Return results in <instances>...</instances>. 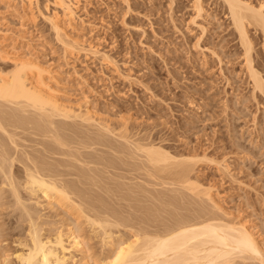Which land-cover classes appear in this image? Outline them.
<instances>
[{"label": "rangeland", "instance_id": "rangeland-1", "mask_svg": "<svg viewBox=\"0 0 264 264\" xmlns=\"http://www.w3.org/2000/svg\"><path fill=\"white\" fill-rule=\"evenodd\" d=\"M241 1L264 12V0ZM66 3L73 11L70 16L57 7L55 0H0V77L5 78L18 63L30 64L34 68L30 73L33 86H39L45 96L48 94L47 97L73 116L62 122L56 119L57 126L64 124L63 127L68 128H62L66 134L59 131L69 140L68 150L60 148L61 156L47 155L45 147L51 146L52 141L45 138L47 144L44 142L47 140L30 135L36 134L35 130V133L30 132L31 128L25 132L8 128L21 132L17 133L19 137L15 134L12 138L20 148L5 141L14 148L11 154L22 149V155L14 153L18 159L24 158L28 151L29 156L45 158L59 174L63 173L57 177L61 180H57L70 182L76 191L80 189L81 194L91 195L92 211L106 213L111 208L113 213H121L122 216L117 213L116 216L123 217L128 227L111 228L114 233L117 230L113 235L115 242L117 238L130 236L135 229L147 230V237L161 234L168 226H174L175 218H196L194 213L200 209L204 215L206 210L205 217L215 215L223 225L246 229L264 253V96L253 90L248 69L250 64L264 81V35L247 25L252 47L247 51L248 57L221 0H66ZM52 25H56L58 34ZM12 107L14 112L10 106L4 109L12 114L19 111ZM30 114L26 113L25 117L36 118L33 112ZM98 133H103L101 138L108 137L101 139ZM85 141V146L92 142L97 146L93 143L89 145L93 147L86 148L81 144ZM141 147L163 151L173 160L169 161L171 166L183 160L181 163L185 162L191 183L196 185L195 191L189 192L149 168L142 152L139 154ZM41 153L46 154L48 160L44 154L39 155ZM2 188L0 185V190ZM3 191H0V206L7 204L0 207V264L2 261L16 264L15 255L21 251L17 241L25 237L27 223L21 222L20 212L12 205L14 212L11 209L13 213H9L11 200ZM23 194L22 202L25 197L29 198L24 204H29L28 207L35 210L30 211L38 216V221L33 219L40 224L41 233H47L44 237L58 231L67 234L74 226L65 207L50 206L39 197L40 200L35 199L37 204ZM207 195L213 204L207 201ZM85 198L91 200L87 195ZM100 198L105 202L101 203ZM63 213H67L68 218ZM84 220L82 223L79 218L78 226L82 224L85 230L78 228L82 231L80 235L86 237L87 252L91 251L87 255L92 262L104 264L109 250L99 238L92 241ZM127 220L133 227L127 225ZM71 251L75 260L71 264L79 263L81 254ZM256 262L236 258L230 264H259Z\"/></svg>", "mask_w": 264, "mask_h": 264}, {"label": "bare ground", "instance_id": "bare-ground-1", "mask_svg": "<svg viewBox=\"0 0 264 264\" xmlns=\"http://www.w3.org/2000/svg\"><path fill=\"white\" fill-rule=\"evenodd\" d=\"M55 1H56L57 7L59 6V8L62 9L63 13H65L68 16L73 14V11L67 5L68 3H66V0H55ZM221 1L223 2L224 6L226 7V9L228 11V14L230 16V20H231V23L233 25V28L236 30V32L238 34L240 44L243 46L244 50L247 53V51H249L252 47L250 45L251 43H250L249 38L247 36L246 27H247V25L253 26L255 29L257 28L256 30L259 29L258 31H260L262 33V35H264V12H262L261 8L258 10H255V8H252L249 4H246L241 0H221ZM196 4H198V3H196ZM198 7H197V9H198ZM198 12H199V9H198ZM52 26H54V25H52ZM53 29L55 30V32L59 31V30H57L56 25L53 27ZM262 39H264V38H262ZM244 54H245V52H244ZM247 56H248V53H247ZM247 56H246V59H247ZM248 57H250V56H248ZM249 60H251V59H249ZM29 65L18 63L16 65H14L13 71H10L9 74L5 78L0 77V134L2 133L1 134L2 137L3 136L6 137L5 138L6 140H5L4 138H2L0 136V185H1V188L2 187L4 189L6 188V191L5 190L3 191V188L0 191L7 193V197L11 200L10 201L7 199L8 201L11 202V204L9 205L10 207H8V209L7 208H5V209H7L8 211L10 209V211H9V213H10L12 206L15 207V209H18V213L20 212V214L22 215L21 216L19 214L20 217L23 218V219L20 218L21 222H23L22 220H24V222L26 221V223H27L26 224L27 229H25L26 234L24 235L25 237L24 238L22 237L23 239L17 241L18 242L17 247L20 246L19 248H21V251L17 255H15V259L17 261V263L15 261L16 264H71L75 261L73 259V255L71 253L72 252L71 250L78 252L79 255L81 254V256H82L81 261L80 262L78 261L79 263L76 262V264H97L94 260L92 262V258H91V256H89L90 255L89 253L91 252L90 249H88L90 252L89 251L87 252V249L85 247V245L87 244L86 243L87 241L86 242L84 241V238H86V237L83 238V235L82 236L80 235L81 230H79L78 227H80V229H82V228L84 229V227H81V226H83L82 224L78 226V224L80 223V222H78L79 218L81 219L82 223H83V220L85 219L84 220L86 223L85 225H87L89 228V231L88 230L87 231L92 236V238H91L92 241L94 240L93 238H99L98 241L102 243L104 248L105 249L108 248L109 251L106 252L107 254L104 257L105 258L104 264H230L232 261H235L236 258H238V260L239 259L242 260V262L243 261L246 262L247 260H252L255 262L256 261L259 262V264H264V253H262V251H261L262 249H260V247L258 246V242L255 241L253 236L246 229L241 228V227L240 228H234L233 226L223 225V223H221L217 219L218 217H216L215 215H212V216L208 215L211 217H205L206 216V210H204L205 211V215H204L203 212L200 211L198 206L197 207H198L199 211L198 212L196 211L197 212L196 214H198V216L193 212L194 215L196 216V218L181 220V218L177 217V218H179L178 220H180V221H177V218H175L176 223L174 222L175 223L174 226H172V227L168 226V228L166 230L164 229V231L161 234L157 232L158 234L155 233L157 235H154L153 234L154 232L153 233L151 232L153 234V236L147 237V234H146L147 230H146V232H142L145 230L137 231L134 228L135 229V232H134V230H132V228H130L129 230H132L133 233L130 234V236H129V234H127L129 237L127 236L125 239L124 238L122 239V237L120 235H118V237H121V238L115 237L118 239V240H116L117 242H115L113 240V235L115 236L117 230L114 233L111 231V228L116 229V227L118 228L120 226V228L124 229L125 227H128V226H126L124 219H122L123 217L119 218L116 216V213H117V215H121V213H118V211L115 212L116 210L114 211L115 213H113L111 208L108 209V210L111 209L110 212L108 210H106V213H101V211L97 212V210L92 211L93 210L92 206H94V203L91 206V202L93 200L90 198L91 195L89 196V194H86V192L84 193L85 195H87L91 199V200H88L85 198L84 194H81L82 193L81 191L79 192L80 189L76 191V189H74L73 186H70V182L67 183V181H66V184H68V185H66L62 181H59L61 179H59L57 177L61 174L63 176V173H61V171H59L61 173V174H59L51 166L50 163L45 161V158L39 159V157H35L33 154L35 152H32L33 157H35V158H33L31 155L29 156L28 155L29 151H28L27 154L24 153V155H23L24 158H22V156H21L22 159L21 158L18 159V157L16 155H18L20 150L22 152H24L22 149H20L18 152H16L17 150L14 151V153L16 152V155H14V153H12L13 154L12 155L11 150L13 152L14 148L13 149H12V147L10 148L9 147L10 145L13 144L12 146H14L16 149H17V147L20 148V146H15V142L17 140L15 141L12 139V138H14L15 134H16V137L18 136L17 133L19 132V130L17 133L14 131L15 132L14 133L12 131L13 129L14 130L15 129L16 130L21 129V131L24 130V132H25L26 129L29 130L31 128V129H33V131H30V132H32V133L36 132V134H30V135H32V136L37 135L35 137L37 138L39 136L38 138L40 140H42V138H43V140L45 138H49L50 139L49 142L52 141V142H50L52 145L50 144L51 146H47V148L44 146L46 149L45 153H46V151L48 152L47 155H49V154H51V155L54 154V156L57 154L60 155L61 154L60 148H66V147L68 148V145H69V143H68L69 140L67 141V139L65 138V135L62 136V134H60V133L64 132V131H62V128L63 129H64V127L66 128L67 125L65 124L66 126L63 127L64 124L61 125V123H60L61 126L60 127L57 126V125H59V123H57L58 121L56 122V119H62L61 120V122H62L65 119L70 120L71 118H73V116L71 117V115H70L71 113H68L69 110L66 111V108L61 109L60 105L58 104L59 105L58 106L56 104V102L53 101L54 99L52 100L49 97H47L48 94H47V96H45L44 93H42L43 91L40 90L39 86L38 87L33 86V83H31V81H30V73H32L31 70L34 68H32ZM249 66H250V64H249ZM249 66H248V69H249L250 78L252 81L253 90L255 92L257 91V92L261 93L262 96H264V81H262V78L259 75V73L256 70H254V68L252 66H250V67ZM9 106H10L11 111L14 110V109H11V106H13L14 108H17L16 110H19V111L12 114V112L9 110V112H11V113H9L7 109H4V108L9 109ZM29 111H31V112H29ZM32 112L36 115V118L30 119V118H32L31 116H30V118H28L29 116L25 117L26 113H29V115H31L30 113H32ZM33 117H35V116H33ZM85 121H86V119H85ZM75 127H76V125H75ZM8 128H10L12 130L9 131ZM70 128H71V126H70ZM60 129L62 132L59 133ZM66 129H68V128H66ZM34 130H35V132H34ZM72 132L74 133V131H72ZM76 132H80V131H76ZM76 132L74 134L76 136L75 138H77V135H78ZM85 132H86V130H85ZM20 133L21 132H19V134ZM64 133L66 134L67 132L65 131ZM88 134H90V133H88ZM99 134H100V138H101L103 133L102 134L98 133L97 135H99ZM70 135L72 137V134H70ZM94 136H95V134H94ZM105 136H107V135H105ZM16 137H15V139H16ZM80 137H81V135H80ZM90 137H91V135H90ZM98 137H96V139ZM107 137L103 136L101 139L107 138ZM115 137H116V135H115ZM89 138L88 139L86 138V139L89 140L88 142H91V140H90L91 138L90 139ZM45 140H47V139H45ZM80 140H81V138H80ZM80 140H78V141H80ZM5 141H7V142L9 141L10 145L8 146L7 145L8 143ZM86 141L84 143L81 142L82 146H84L86 148L90 144L94 143V142H92L90 144H87V146H85L83 144H85ZM92 141H94L93 138H92ZM44 142L49 144L48 140L44 141ZM96 142H99V140ZM102 142H104V141H102ZM40 143H42V141ZM53 144L55 146H53ZM110 144H111V142H110ZM41 145H44V144H41ZM97 145L99 146V145H101V143L99 142V144H97ZM127 145H128V143H127ZM78 146H80V144ZM91 147H93V146H89L88 148H91ZM137 147H139V146H137ZM69 148H70V146H69ZM82 148L83 147H81V149ZM86 148H83V149H86ZM142 149L143 150H141V151L139 149H137V150L140 151L139 154L142 152L141 154H143L145 157V161H144L145 164L149 168L151 167V169H153L154 172L156 170L157 173L165 175L164 178L167 176V179L169 178L168 180L171 179V181H173V183L174 182H177L176 184L179 183L181 185V186L179 185L181 188L184 187L189 192L195 191L194 189H196V187H195L196 185L191 183L189 176H188V174H190V173L188 172L187 167L185 165H183L185 162L181 163L183 160L180 161V163L177 164L176 166H171L172 164L169 161H173V160H171V158H169V156L167 154H164L163 151L161 152L160 150H157L158 148L151 149V148L147 147V149H144V148H142ZM134 150L136 151L135 148H134ZM39 151H41V150H39ZM39 151H38V153H39ZM111 151L114 153L113 150H111ZM77 152H74V153H77ZM66 153L67 152H65V154ZM19 154L22 155L23 153L20 152ZM37 154H35V155L37 156ZM43 154L41 153L39 155H43ZM68 154L69 153H67L66 156H68ZM44 155H43V157H46V160H48L47 155L46 154H44ZM14 156L17 158H15ZM62 156H65V155L62 154ZM72 156H73V154H72ZM79 156H80V154H79ZM114 156L116 157V155H114ZM119 156H120V154H119ZM40 157H42V156H40ZM74 157H76V156L74 155ZM136 157H137V155H136ZM132 159H133V157H132ZM90 160H91V158H90ZM99 160H101V159H99ZM76 161H78V160H76ZM57 162H56V164H57ZM15 163H16V165H17V163L19 164L17 168H16V165L14 166ZM65 163H66V161H65ZM173 164H175V163L173 162ZM57 166L58 165H56V167ZM63 166H64V164H63ZM73 166H74V164L72 165V167ZM106 166H108V165H106ZM78 167H79V165H78ZM68 168H69V166H68ZM136 168H138V167H136ZM189 168H192V167L190 166ZM133 169H135V168H133ZM78 170H79V168H78ZM138 170H140V169H138ZM82 172H83V170H82ZM87 172H86V174H87ZM81 174H83V173H81ZM144 174H146V173H144ZM147 174H148V172H147ZM147 174H146V177H147ZM59 177H61V176H59ZM56 178L59 180H57ZM148 178H149V175H148ZM77 180H76V182H77ZM162 180H164V179H162ZM93 181H95V180L93 179ZM79 183H80V181H79ZM72 185H74V184H72ZM78 186H79V184H78ZM173 186H174V184H173ZM97 189H98V187H97ZM128 190H129V188H128ZM22 193H24L25 195L30 197L29 201H35V199L37 200L39 197V198H43L42 200L43 201L45 200V202H47V204H49L50 206L51 205H54L57 207L59 206V209H61V207H62V209L65 207L66 211L71 214L70 215L71 216L70 222H72V224H74V226L71 225L72 227H71V229H68L69 231L67 232V234H62L60 231H58V232L54 233V235L51 237H50V235H49V237H44L43 235H46L47 233L46 234L41 233V230L38 227V225L40 226V224H37L38 220L36 219L38 216L35 217V215H34V214H36V213H34L35 210L33 208L31 209V207L29 208L28 207L29 204L27 206H25L24 203L28 202L26 200H28L29 198L25 197L24 194H23V196L25 198L24 197L23 198H24L25 202L24 203L22 202L23 201L21 198ZM196 193H198V192L196 191ZM202 194L205 195V193H202ZM175 195H177V194H175ZM189 195H187V196H189ZM197 195L195 194V196H197ZM4 197L7 198L6 196H4ZM4 197H3V200H5ZM111 197H114V196H111ZM196 198L198 199L197 200L198 202L201 201V200H199L200 198H198V197H196ZM96 199L97 198H95V200ZM155 199H156V197H155ZM206 199H207V201H209L210 203L213 204L212 199H210V197H208V195L206 196ZM38 200H40V199H38ZM87 200L90 201V203ZM95 200H94V202H95ZM102 200L100 198V202L101 201L105 202L104 199H102ZM129 200H130V198H129ZM174 200H175V198H174ZM179 200H181V199H179ZM204 200H205V198H204ZM98 202H99V200H98ZM176 202H177V200H176ZM5 204H7V202L3 203V205H5ZM99 204H96V206ZM189 204H190V202H189ZM3 205L0 207H3ZM180 205H182V204H180ZM31 206H33V205L31 204ZM177 206H178V204H177ZM177 206H174V207H177ZM214 206H215V204H214ZM106 207H107V205H106ZM106 207H103V209L104 208L107 209ZM98 208H101V206L100 207L98 206ZM30 209L34 210V211H30ZM103 209H101V210H103ZM128 209H130V208H128ZM147 209L149 211L151 210L149 208H147ZM158 209H160V208H158ZM172 209H173V207H172ZM191 209H192V207H191ZM98 210H100V209H98ZM1 211H3V209ZM5 211L6 210H4V212ZM15 211H17V210H15ZM91 211L93 212V214L96 211L97 214H94V216L92 214V216H91V214L89 213ZM147 211H145V212H147ZM163 211H164V209H163ZM169 211H171V210H169ZM176 211H179V210H176ZM187 211L188 210H186V212ZM218 211H220V210L218 209ZM13 212H14V210H13ZM13 212H11V213H13ZM103 212H105V210ZM107 212H108V214H107ZM174 212H175V210H174ZM188 212H191V210ZM31 213H33L34 216ZM110 213H112V214H110ZM171 213L172 212H170V214ZM144 214L145 213H143V216H144ZM149 214L152 215V213H149ZM19 215H17V216L19 217ZM63 215H66L68 218L67 213H63ZM140 215H142V214H140ZM151 215H149V216L151 217ZM10 216H12V215H10ZM153 216H155V215H153ZM177 216H180V215H177ZM213 216H215L216 219ZM18 217H16V218H18ZM34 217L37 221H35L33 219ZM81 217H83V218H81ZM172 217L173 216L171 214V219H172ZM191 217H193V216H191ZM71 218H72V220H71ZM145 218H147V217L145 216ZM155 218H156V216H155ZM184 218H187V217H184ZM14 219H15V217H14ZM148 219H149V217H148ZM144 220H147V219H144ZM153 220H155V219L153 218ZM68 221H69V219H68ZM128 221H130V220H127L126 222H128ZM131 221H133V220H131ZM164 221L165 220H163L162 222H164ZM132 223H134V222H132ZM129 224L130 223L128 222L127 225H129ZM172 224H173V222H172ZM41 226H42V224H41ZM131 226L132 225H129V227H131ZM135 227H137V226H135ZM138 227H139V224H138ZM24 228L25 227H23V229ZM164 228H165V226H164ZM125 229H127V228H125ZM139 229H141V228H138V230ZM148 229H150V228H148ZM81 233H82V231H81ZM84 233H85V231H84ZM21 234H23V233H21ZM119 234H120V232H119ZM90 235H88V236H90ZM121 235H122V233H121ZM123 237H125V235ZM102 245H100L101 248H102ZM75 252H73V253H75ZM87 254H89V255H87ZM1 256H2V254H1ZM93 259H94V257H93ZM2 262L4 263V261H2ZM2 262H1V264H2ZM4 264H6V262Z\"/></svg>", "mask_w": 264, "mask_h": 264}]
</instances>
